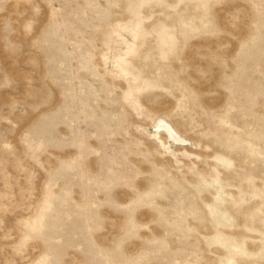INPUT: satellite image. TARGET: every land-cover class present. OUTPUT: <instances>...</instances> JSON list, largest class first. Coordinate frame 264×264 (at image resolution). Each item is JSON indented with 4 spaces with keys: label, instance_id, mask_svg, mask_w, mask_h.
I'll return each mask as SVG.
<instances>
[{
    "label": "rangeland",
    "instance_id": "obj_1",
    "mask_svg": "<svg viewBox=\"0 0 264 264\" xmlns=\"http://www.w3.org/2000/svg\"><path fill=\"white\" fill-rule=\"evenodd\" d=\"M0 264H264V0H0Z\"/></svg>",
    "mask_w": 264,
    "mask_h": 264
},
{
    "label": "bare ground",
    "instance_id": "obj_2",
    "mask_svg": "<svg viewBox=\"0 0 264 264\" xmlns=\"http://www.w3.org/2000/svg\"><path fill=\"white\" fill-rule=\"evenodd\" d=\"M162 126L165 127V129L168 131V135H171V137L173 138V140H175L176 142H184L185 140L183 138H181V136L178 135V132H176L171 126H169L167 123H163L162 122ZM165 130V131H166Z\"/></svg>",
    "mask_w": 264,
    "mask_h": 264
}]
</instances>
